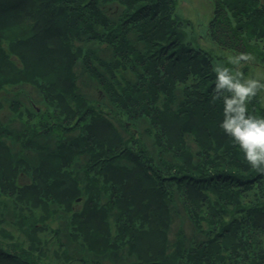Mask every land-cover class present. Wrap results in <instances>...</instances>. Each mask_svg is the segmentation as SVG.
Returning a JSON list of instances; mask_svg holds the SVG:
<instances>
[{"label": "trees", "instance_id": "trees-1", "mask_svg": "<svg viewBox=\"0 0 264 264\" xmlns=\"http://www.w3.org/2000/svg\"><path fill=\"white\" fill-rule=\"evenodd\" d=\"M212 1L213 43L264 63V0ZM214 66L177 0H0V264H264Z\"/></svg>", "mask_w": 264, "mask_h": 264}, {"label": "clouds", "instance_id": "clouds-1", "mask_svg": "<svg viewBox=\"0 0 264 264\" xmlns=\"http://www.w3.org/2000/svg\"><path fill=\"white\" fill-rule=\"evenodd\" d=\"M215 95L222 101L219 127L239 147L244 159L264 172V115L248 109V101L264 88V80L247 75L240 69L233 71L227 64L213 68Z\"/></svg>", "mask_w": 264, "mask_h": 264}, {"label": "rangeland", "instance_id": "rangeland-1", "mask_svg": "<svg viewBox=\"0 0 264 264\" xmlns=\"http://www.w3.org/2000/svg\"><path fill=\"white\" fill-rule=\"evenodd\" d=\"M213 6L212 0H177L178 18L187 37L193 40L195 45L205 48L213 55L214 65L227 64L233 71H235L233 66L242 71L243 65L249 64L247 75H256L264 80V63L259 64L256 59L252 60L251 57L247 58L222 49L209 38L207 28L213 15ZM258 91L264 103V88ZM7 217L10 218L11 215L7 214ZM56 225L52 223L53 227Z\"/></svg>", "mask_w": 264, "mask_h": 264}]
</instances>
